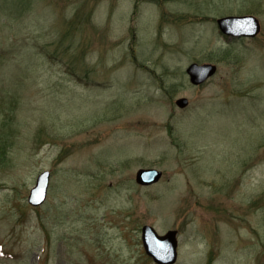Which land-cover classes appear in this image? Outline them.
Masks as SVG:
<instances>
[{
	"label": "rangeland",
	"instance_id": "1",
	"mask_svg": "<svg viewBox=\"0 0 264 264\" xmlns=\"http://www.w3.org/2000/svg\"><path fill=\"white\" fill-rule=\"evenodd\" d=\"M145 225L177 264H264V0H0V264H155Z\"/></svg>",
	"mask_w": 264,
	"mask_h": 264
},
{
	"label": "water",
	"instance_id": "2",
	"mask_svg": "<svg viewBox=\"0 0 264 264\" xmlns=\"http://www.w3.org/2000/svg\"><path fill=\"white\" fill-rule=\"evenodd\" d=\"M222 30L232 35H255L260 31L258 21L252 17H227L219 20ZM256 27V33L250 32ZM217 67L212 64L198 65L193 64L189 67L193 83L200 84L209 77L213 76ZM181 108L188 105V99L182 98L177 101ZM162 172L155 169H141L137 175V182L142 185L157 183ZM50 174L44 172L38 179L37 187L31 192L29 201L33 205H41L45 202ZM177 231H170L166 236H160L153 227L145 226L143 229L144 246L148 255L153 257L158 264H175L177 261Z\"/></svg>",
	"mask_w": 264,
	"mask_h": 264
}]
</instances>
